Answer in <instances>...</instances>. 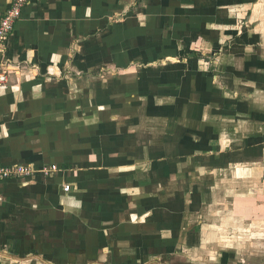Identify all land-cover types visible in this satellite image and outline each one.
Instances as JSON below:
<instances>
[{
    "label": "crops",
    "instance_id": "crops-1",
    "mask_svg": "<svg viewBox=\"0 0 264 264\" xmlns=\"http://www.w3.org/2000/svg\"><path fill=\"white\" fill-rule=\"evenodd\" d=\"M0 65V166L35 170L0 264H264V0H32Z\"/></svg>",
    "mask_w": 264,
    "mask_h": 264
},
{
    "label": "built area",
    "instance_id": "built-area-1",
    "mask_svg": "<svg viewBox=\"0 0 264 264\" xmlns=\"http://www.w3.org/2000/svg\"><path fill=\"white\" fill-rule=\"evenodd\" d=\"M32 0H9L8 8L0 20V49L4 46L6 38L13 32L17 21L22 15V10L26 4ZM8 80L6 70L0 65V85ZM35 170L28 165L0 166V181L10 178L30 176ZM70 186H65V191H69Z\"/></svg>",
    "mask_w": 264,
    "mask_h": 264
}]
</instances>
